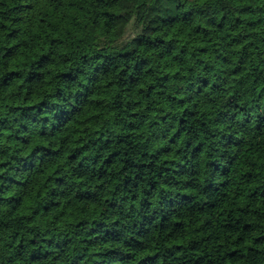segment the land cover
Returning <instances> with one entry per match:
<instances>
[{
	"label": "clouds",
	"instance_id": "9594fccd",
	"mask_svg": "<svg viewBox=\"0 0 264 264\" xmlns=\"http://www.w3.org/2000/svg\"><path fill=\"white\" fill-rule=\"evenodd\" d=\"M0 13V78L20 70L4 59L18 44L43 73L31 93L24 77L0 87V118L36 116L27 144L8 139L19 123L0 135V163L36 156L31 190L0 203V264H95L113 248L129 264H264V0H6ZM144 200L147 238L89 245L93 221L130 227Z\"/></svg>",
	"mask_w": 264,
	"mask_h": 264
},
{
	"label": "trees",
	"instance_id": "16d2710c",
	"mask_svg": "<svg viewBox=\"0 0 264 264\" xmlns=\"http://www.w3.org/2000/svg\"><path fill=\"white\" fill-rule=\"evenodd\" d=\"M6 0H0V4L5 3ZM14 5L19 4V0H12ZM31 7V6H29ZM24 9L20 6H16L12 9L14 12H21ZM2 15V13H0ZM23 18L22 17H16L11 20V23L13 25L22 23ZM5 26L0 25V29H3ZM21 32L20 28H14L11 32L7 33L3 37L5 41H11L12 39H15L19 36ZM20 45H16L14 48H9L5 51L4 59L8 60L10 58H21L20 64L18 65L19 71H13L11 73L5 74L2 78H0V87H7L14 78H25V83L29 85V93L33 89L36 88V86L39 84L40 80L43 78V73H39L36 71H26L25 67L28 62V56L25 52H18ZM0 51H4L3 48H0ZM47 60V57H42V62L40 64V67H44L43 61ZM7 67V65H5ZM36 66L33 65V68ZM59 95V93H57ZM43 103V102H41ZM51 107H55V105H52ZM51 107H49L47 104L38 106V112L39 111H51ZM14 113H19V116L16 118H11ZM60 119H63V117H60ZM21 121H24L21 123ZM36 121V116L32 115V109L31 108H21V107H9L8 113L4 114L2 118H0V135H2L3 130L10 129L12 125H15L17 123L20 124L19 129L15 134L12 136H9V140L15 139L16 141L27 144L28 139L24 136H21L20 133L27 132L29 130L30 124ZM45 123H47V120H45ZM8 149H3L4 153H7ZM14 160L15 164H12L11 167H8V164L0 163V168H7L8 170L5 171L2 175H0V203H14L16 205H19L23 199V196L31 190V186L33 184V177L35 175V169H36V156L35 153L31 157H23V156H16L13 155L11 157V161ZM43 162V161H41ZM130 164L132 162H129ZM134 167L135 165L132 164ZM217 170H219V165L215 166ZM228 169L224 168L222 174H227ZM252 178L251 176L249 177ZM141 177L140 175H137L135 180H132L130 178H125L123 184L126 190L128 191H134L137 183L140 181ZM62 183V181H60ZM13 187H16L19 189V194L16 197H13L11 200H4L2 198V194L8 192ZM211 187V185H209ZM255 195V193H253ZM81 199L85 202V208L81 211H87L88 210V202L91 199H94V196L90 193H85L84 196L81 197ZM51 203L44 206L45 212L51 207ZM111 207L115 208L116 204L113 203L110 205ZM149 208V202L147 200H144L141 204V210L136 213L131 219V226L128 225H121L118 229L115 224L108 225L103 220L101 221H93L94 227L88 232V235L93 236V239L89 241L90 246H103L104 244L109 243H119L122 239H124L125 235L128 232H134L137 237H145L147 238L149 233L152 231V222L154 219L153 215H146L147 210ZM189 211H193V209H189ZM133 212L135 213L136 210L133 209ZM171 210L164 213L165 218H167L168 215H170ZM140 217V219L137 218ZM85 226H87V221L82 222ZM239 223V221H237ZM163 227V225H161ZM79 227V226H78ZM179 227V226H178ZM225 228L231 230V223L224 226ZM248 227H251L250 225H246V229ZM125 244L131 243L133 247H135V243L132 242V239L129 238L128 240L124 241ZM51 243V242H49ZM98 256H100V259L95 262V264H129V260L125 258L126 254L122 252L120 248H113V249H106L103 252L97 253ZM36 257H34L35 259Z\"/></svg>",
	"mask_w": 264,
	"mask_h": 264
}]
</instances>
